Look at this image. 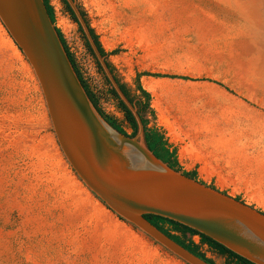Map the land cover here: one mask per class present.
I'll use <instances>...</instances> for the list:
<instances>
[{"label": "rangeland", "instance_id": "obj_1", "mask_svg": "<svg viewBox=\"0 0 264 264\" xmlns=\"http://www.w3.org/2000/svg\"><path fill=\"white\" fill-rule=\"evenodd\" d=\"M47 1L53 23L84 75L101 87V74L77 24L61 0ZM219 1L76 0L103 50L118 49L106 58L134 101L139 97L133 84L136 72L196 79L140 77L151 97L154 125L164 136L159 108L166 121L208 128L217 118L234 116L233 101L264 113V93L257 92L264 76L255 71L260 70V58L251 57H257L256 46L238 16ZM231 1L258 2L257 23L264 31V0ZM243 57L251 60L244 62ZM244 71L249 73L245 77ZM223 93L229 96L226 103L216 98ZM101 107L125 132L131 131L114 102L105 101ZM256 166L249 173L195 174L264 212L263 157ZM192 239L198 242L197 236ZM200 250L214 264L223 263L224 258L206 245ZM0 264H179L79 183L58 152L31 71L1 27Z\"/></svg>", "mask_w": 264, "mask_h": 264}, {"label": "water", "instance_id": "obj_2", "mask_svg": "<svg viewBox=\"0 0 264 264\" xmlns=\"http://www.w3.org/2000/svg\"><path fill=\"white\" fill-rule=\"evenodd\" d=\"M70 7L103 74L137 124L133 137L110 126L86 95L43 0H0V27L38 86L58 152L89 194L179 264H208L155 226L152 214L185 225L254 264H264V212L170 168L145 145L136 107L119 89L75 0ZM127 133V132H126Z\"/></svg>", "mask_w": 264, "mask_h": 264}, {"label": "crops", "instance_id": "obj_3", "mask_svg": "<svg viewBox=\"0 0 264 264\" xmlns=\"http://www.w3.org/2000/svg\"><path fill=\"white\" fill-rule=\"evenodd\" d=\"M220 1L238 16L240 22L242 21V29L250 32L249 39L256 46L254 53L257 55V57H251L256 60L260 58L258 63L260 70L255 71L260 72L259 77H263L264 31L257 23L258 2ZM247 23L248 26H246ZM243 49L245 50L246 47ZM244 58L241 59L244 60ZM248 60L251 58H245L244 62ZM248 74L244 71L243 76ZM255 82L258 81L255 80ZM257 92L264 93V85H259ZM216 95L222 103L228 101L227 93ZM231 105L235 108L234 116L230 120L229 117L217 118L214 120L216 123L211 124L209 128L203 127L204 125L166 121V116L161 113V109L158 110L154 106L161 120L160 126L166 131V141L169 148L175 152L176 162L181 171L216 175L240 174L249 173V169L255 170L256 165H259V159L264 158V113L260 108L240 100L233 101ZM251 117L253 124L250 126ZM250 142H253L252 147Z\"/></svg>", "mask_w": 264, "mask_h": 264}, {"label": "trees", "instance_id": "obj_4", "mask_svg": "<svg viewBox=\"0 0 264 264\" xmlns=\"http://www.w3.org/2000/svg\"><path fill=\"white\" fill-rule=\"evenodd\" d=\"M65 10L69 14L70 18L77 24L76 19L66 3L65 0H61ZM76 2V0H75ZM43 3L45 5V8L47 10V13L53 23V20L50 16V10H52L51 6L48 4L47 0H43ZM76 6L83 17L89 33L97 47V50L99 51L100 55L104 58V61L112 74L115 82L117 83L119 89L124 94V96L127 98V100L132 103L136 107V112L138 114V117L140 119V122L142 124L143 129V138L145 145L147 148L161 161L165 162L170 168L174 169L175 171H180L181 174H183L186 177H189L193 180H197L200 183V180L196 178L195 172H184L181 171L179 166L177 165L176 158H175V152L173 149L169 148V145L166 141V137L164 136V133L159 130L154 125L155 115L153 109L150 107V94L148 91H146L142 85L140 84V77L141 76H151V77H167V78H178L182 80H196L193 78H189L182 75H168V74H160V73H149V72H136L133 79L134 84V90L137 92V96H139L135 101L133 96L130 95L128 88L124 83H121L118 78L115 76L112 67L110 66L109 62L107 61V56L110 54H114L118 51V49H113L109 52H106L103 50V48L100 45V42L98 41L97 35L94 33L93 29L89 27L85 12L81 8V6L76 2ZM54 24V23H53ZM77 29L81 33V36L83 38V43L86 48V51L89 53V55L93 58L96 68L101 74L102 78V86L99 87L96 84H94L90 78L86 77L78 65L75 56L69 51L68 47L66 46V43L62 37V34L58 28L55 27V30L60 38V41L63 44L64 50L67 54V57L77 75V78L79 79L86 95L88 96L89 100L91 101L92 105L96 109V111L101 115V117L115 130L122 133L123 135L127 137H133L136 134L137 131V124L135 122L134 117L132 116L131 112L126 108V106L123 104V102L119 99L116 92L114 91L113 87L105 77V75L102 72V69L100 65L98 64L97 60L95 59L79 25L77 24ZM105 101H111L114 102L116 107L122 111L124 119L128 123L131 131L129 133H126L122 126L117 122L116 118L113 116L106 114L102 110V103ZM209 187L214 188L211 184H208ZM223 194H225L224 191H222ZM235 200H240L238 197H234ZM250 207H253L250 205ZM258 210V209H257ZM260 211V210H258ZM143 217L151 223L153 226H155L158 230H160L163 234L168 236L170 239L175 241L177 244L194 254L195 256L199 257L200 259L204 260L208 264H214L210 259L206 258L204 256V253L200 250L201 245H206V247L213 253L223 257V263L222 264H254L246 259L238 256L237 254L233 253L232 251L228 250L221 244L215 242L214 240L210 239L209 237L198 233L197 231L182 225L180 223H177L175 221H172L170 219L160 217L157 215L152 214H145ZM192 236L198 237V242H194L192 239Z\"/></svg>", "mask_w": 264, "mask_h": 264}, {"label": "bare ground", "instance_id": "obj_5", "mask_svg": "<svg viewBox=\"0 0 264 264\" xmlns=\"http://www.w3.org/2000/svg\"><path fill=\"white\" fill-rule=\"evenodd\" d=\"M228 2V1H227ZM85 191V190H84ZM99 204V203H98ZM107 213V212H106Z\"/></svg>", "mask_w": 264, "mask_h": 264}]
</instances>
